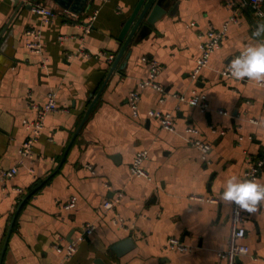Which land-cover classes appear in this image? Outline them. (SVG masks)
I'll return each instance as SVG.
<instances>
[{
	"label": "crops",
	"instance_id": "0c3cea01",
	"mask_svg": "<svg viewBox=\"0 0 264 264\" xmlns=\"http://www.w3.org/2000/svg\"><path fill=\"white\" fill-rule=\"evenodd\" d=\"M16 1L0 0V264H226L219 253L228 248L232 204L221 203L219 194L228 177H243L251 157L264 159V80L221 72L242 49L264 42V33L253 35L264 15L258 17L248 0H171L154 24L145 21L137 30L111 73L140 0H75L70 6L20 0L18 9ZM33 2L54 10L50 23L27 8ZM98 8L87 32L84 24ZM233 16L237 21L209 66L193 80L199 36ZM34 28L42 32V54L26 48V31ZM108 54L116 56L113 62ZM144 58L162 67L164 93L144 89L134 116L129 96L148 77ZM51 92L58 111L45 120L35 158L20 163L24 120L36 118ZM194 92L207 97V112L175 97ZM152 110L173 114L174 131L151 118ZM190 126L196 134L186 133ZM195 140L211 146L207 159ZM142 151L148 152V177L131 171ZM14 167L17 174L2 180ZM258 180L264 181V167ZM121 193L113 209H104ZM73 197L75 207L66 209ZM244 214L250 253L238 264H264V207ZM87 224L95 231L73 256L56 250L76 241ZM172 237L188 251L168 249ZM126 239L132 247L119 256L113 247Z\"/></svg>",
	"mask_w": 264,
	"mask_h": 264
},
{
	"label": "built area",
	"instance_id": "2783aa9c",
	"mask_svg": "<svg viewBox=\"0 0 264 264\" xmlns=\"http://www.w3.org/2000/svg\"><path fill=\"white\" fill-rule=\"evenodd\" d=\"M26 1V0H25ZM24 1V2H25ZM104 1V0H103ZM248 3L253 10V12L258 16L262 17L264 14L262 7L264 4V0H248ZM32 5V10L39 16L43 18V22L48 24L51 22L52 18L55 16V12L53 9L39 3L33 2L30 3ZM100 10L95 9L93 13L88 17L86 24H84V28L87 32H90L95 22L98 19ZM69 14V13H68ZM236 16L231 17L227 22H225L220 30L212 29L208 31L206 34H201L199 38L201 39L200 43V51L201 55L197 60V64L191 74V78L197 81L202 72L209 66L210 58L212 54L220 48L223 40L227 36V32L229 29V25L231 22H236ZM27 42L26 48L32 54H42L43 45H42V32L40 29H28L26 31ZM82 55L86 58H90L91 54L86 52L85 50L81 51ZM114 54H108V60L113 62L115 59ZM144 61L148 63L149 66V74L146 79L140 80L138 82L137 89L133 90L129 96V104L133 110L134 116L138 115V105L141 99V92L146 88H152L160 93H164V88L159 84L158 77L162 71V67L155 60H149L148 58H144ZM221 74L223 76L231 77L226 74V68L222 70ZM175 97L179 98L181 101H185L191 106L199 108L202 112H207L209 110V103L207 97L203 94H197L194 92V95L190 98H187L183 95H176ZM165 98H161V102H163ZM37 108V116L33 120H24V125L26 130L28 131V136L22 144L19 154H20V163L24 161L30 160L32 161L35 158V144L38 142L39 136L42 134L45 128V120L47 116L51 112L58 111V104L56 100V94L51 92L48 94L47 102L42 107ZM219 113L222 115H227V112L223 110H219ZM149 116L151 118L157 119L161 127L168 131H174L175 129V121L173 114H164L160 111H150ZM187 134H196L197 130L193 127H188L186 130ZM194 146L200 149L203 153L205 159H207L206 155L211 151V146L209 144H205L199 140H195L192 142ZM205 149H207L205 151ZM148 158V152L142 151L139 152L131 166V171L134 175L138 177H148L147 172L143 168L144 161ZM264 167V159L253 158L251 157V161L249 163V167L244 173V178H259V175ZM18 172L16 167L3 171L1 174V179L6 180L7 178L14 177ZM109 189L110 186H108ZM123 197V194H118V196L114 200H106L104 203V209L109 210L113 209L116 204H118ZM77 202V198L73 197L68 204H66V209L74 208ZM245 214L244 210L238 209L235 205L232 204V231L230 238L228 240V248L224 252H220L219 256L221 259L226 261V264H238V259L244 255L250 253L249 246L245 243L246 238V228H245ZM95 231V226L91 224H87L83 227L80 236L76 241H72L67 246H56V250L65 254V257H71L75 254L77 250L78 242L83 241L88 236L92 235ZM168 249L172 251H180L186 252L188 251V247L178 238L172 237L169 239L167 243ZM243 250V251H242Z\"/></svg>",
	"mask_w": 264,
	"mask_h": 264
},
{
	"label": "clouds",
	"instance_id": "9594fccd",
	"mask_svg": "<svg viewBox=\"0 0 264 264\" xmlns=\"http://www.w3.org/2000/svg\"><path fill=\"white\" fill-rule=\"evenodd\" d=\"M262 33L264 23H259L253 35L259 37ZM226 74L236 80H264V42L250 44L233 56L226 65ZM219 201L251 213L257 212L264 207V181L255 177L230 176L223 184Z\"/></svg>",
	"mask_w": 264,
	"mask_h": 264
},
{
	"label": "water",
	"instance_id": "95a60500",
	"mask_svg": "<svg viewBox=\"0 0 264 264\" xmlns=\"http://www.w3.org/2000/svg\"><path fill=\"white\" fill-rule=\"evenodd\" d=\"M19 1L20 0H17L16 1V9H18ZM24 1H22L21 5H25V2ZM33 1H37V0H33ZM61 1L64 2V3H66L67 6H70L69 3H72L75 0H64V1L61 0ZM170 1L171 0H140L138 2V4H137V6H136V8H135V10L133 12V14L131 15V17L129 18V20L127 21V23L125 24V26L123 28V31H122V36H123V35H125V34L128 33V31L131 29V27H133L131 29V34H130V36L128 38L129 40L126 41V44L122 48V50L119 53L118 57L116 58L113 66H112L111 73H113L114 70L116 69V67H117V65H118V63L120 61V58L124 54V52H125L128 44L130 43L131 39L133 38V36L137 32V30L142 26V24L145 21L148 24H154L155 21L158 18H160L166 12V8L170 4ZM21 5H19V7ZM27 8L28 9H32V5L29 4ZM135 19H137L136 22H135ZM146 34H147V32L144 31V32H142L141 36L143 37ZM96 99H98V98H96ZM131 247H132V240L131 239H126V240H124V241L119 242L118 244H116L113 247V250L115 251L116 254H118L119 256H121V255L127 253L131 249Z\"/></svg>",
	"mask_w": 264,
	"mask_h": 264
}]
</instances>
